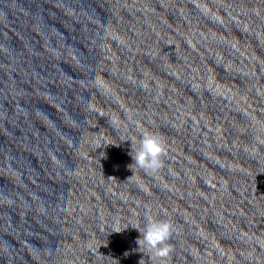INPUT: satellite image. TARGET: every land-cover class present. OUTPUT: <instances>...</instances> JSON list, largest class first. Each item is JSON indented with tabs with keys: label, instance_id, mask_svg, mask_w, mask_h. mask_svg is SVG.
Instances as JSON below:
<instances>
[{
	"label": "clouds",
	"instance_id": "1",
	"mask_svg": "<svg viewBox=\"0 0 264 264\" xmlns=\"http://www.w3.org/2000/svg\"><path fill=\"white\" fill-rule=\"evenodd\" d=\"M133 145L134 142L131 141L129 155L132 157L133 163L128 166L130 169L133 164L146 173H156L161 169L166 144L160 136L151 131H143L140 134L138 146ZM145 220L143 231L135 228L140 233L136 241L139 249L147 250L161 261L167 260L172 251L168 241L174 231L173 225L168 220L156 219L147 214ZM113 232L121 231L116 229ZM139 264H143V259L139 261Z\"/></svg>",
	"mask_w": 264,
	"mask_h": 264
}]
</instances>
